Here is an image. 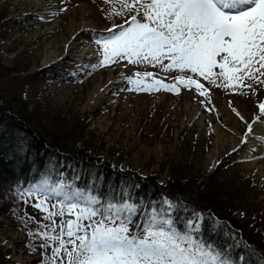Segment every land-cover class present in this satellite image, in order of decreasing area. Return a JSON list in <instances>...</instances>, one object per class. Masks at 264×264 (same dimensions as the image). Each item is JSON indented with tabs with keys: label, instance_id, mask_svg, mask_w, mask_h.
Returning <instances> with one entry per match:
<instances>
[{
	"label": "rangeland",
	"instance_id": "rangeland-1",
	"mask_svg": "<svg viewBox=\"0 0 264 264\" xmlns=\"http://www.w3.org/2000/svg\"><path fill=\"white\" fill-rule=\"evenodd\" d=\"M118 8V0L109 4L104 0H0V15H5L7 26L5 32H0V62L9 67L19 66L29 74L43 73L22 95L29 112L39 107V117L34 120L38 129L50 141L61 138V146L70 150H85L122 171L154 177L163 186L171 185L185 201L205 205L221 201L243 226L264 236V179L259 181L257 176L264 165V141L248 140L249 145L237 155L227 152L214 169H209L217 151L218 129L237 140L239 136H250L248 124L252 128L260 124L257 119L261 113L254 111L245 117L240 102L245 97L263 100L264 87L255 93L245 88L247 94L239 95L200 78L199 82L208 89L203 97L182 87L179 95L165 90L123 91L133 87L125 83L124 77L136 79V72L156 74L145 83L152 79L172 83L176 73L141 68L126 60L108 66L100 64L102 57L94 37L107 35L106 30L114 24L125 23L128 17L109 19V14ZM73 31L75 36L71 38ZM45 34L49 35L42 38ZM70 41L76 51L52 59L53 52L60 54L64 50L61 45ZM85 51L89 52L87 58L80 59ZM100 82L104 88L96 101L94 92ZM220 108L230 112L236 109L234 114L221 117L225 123L232 120L233 125L221 126ZM253 136L261 137L254 133ZM250 161L258 162L253 170L249 169ZM27 199L30 205L23 202L22 215L29 220H42L44 213L31 206L37 198ZM138 212L131 226L134 231L137 225L143 226L146 217ZM16 227L12 218L0 217V253L6 256L7 263L16 264L14 261L21 257L27 264H47L50 249H42L41 239L25 235ZM31 231H38V226H32Z\"/></svg>",
	"mask_w": 264,
	"mask_h": 264
},
{
	"label": "snow or ice",
	"instance_id": "snow-or-ice-1",
	"mask_svg": "<svg viewBox=\"0 0 264 264\" xmlns=\"http://www.w3.org/2000/svg\"><path fill=\"white\" fill-rule=\"evenodd\" d=\"M118 3L109 19H128L107 29V35L94 37L100 48V64L126 60L141 68L176 73L172 83L161 79L145 83L156 74L136 72V79L124 77L133 87L123 91L165 90L179 95L182 87L203 97L208 89L200 78L239 95L247 94L245 88L255 93L264 87V0ZM258 107L264 112V103ZM248 132H252L251 124ZM18 195L24 203H30L25 197L37 198L31 206L44 213L40 221L30 217L38 231H29V236L41 239L42 249H50L47 264H244L243 257L234 259L199 238L202 214L195 213V218L186 222V231L178 230L171 218L175 205L167 199L163 201L165 208L153 209L143 226L137 225V231H132L138 209L123 198L119 202L115 198L102 200L47 178L18 191Z\"/></svg>",
	"mask_w": 264,
	"mask_h": 264
},
{
	"label": "trees",
	"instance_id": "trees-1",
	"mask_svg": "<svg viewBox=\"0 0 264 264\" xmlns=\"http://www.w3.org/2000/svg\"><path fill=\"white\" fill-rule=\"evenodd\" d=\"M6 27V17L2 14L0 32H5ZM42 74L39 71L29 74L19 66L9 67L0 62L1 218H12L16 222V229L29 235L35 223L32 224L22 215L20 206L23 200L18 191L45 178L53 184L66 181L73 189L91 192L102 200L115 198L119 202L123 198L135 204L139 215L144 217L153 209L160 211L165 208L163 201L167 199L175 205L171 218L178 230L186 231V222L194 219L195 213H200L202 223L197 234L199 238L224 250L234 259L243 257L244 264H264V236L243 226L226 211L221 201H213L210 205L185 201L180 191L171 185H160L154 177H143L129 170L121 171L85 150H70L66 145L61 146V138L56 142L50 141L34 122L39 117V107L29 112L22 97L23 92L29 90L33 81ZM131 228L134 231L135 228ZM0 264H8L2 253Z\"/></svg>",
	"mask_w": 264,
	"mask_h": 264
},
{
	"label": "bare ground",
	"instance_id": "bare-ground-1",
	"mask_svg": "<svg viewBox=\"0 0 264 264\" xmlns=\"http://www.w3.org/2000/svg\"><path fill=\"white\" fill-rule=\"evenodd\" d=\"M86 25V24H85ZM80 29V28H79ZM49 34H45V35H43L42 36V38L43 37H47ZM73 36H75V31H73L72 32V34H71V38L73 37ZM70 38V39H71ZM83 44H85V42L83 43ZM72 45V49H71V46ZM62 46V48L64 49V50H62V52H60V54L57 52V51H55V52H53V56H52V59H56V58H60V56H62V54L63 55H68V54H73L75 51H76V49H75V45H73L72 44V42L70 41V44H68V45H61ZM60 46V47H61ZM55 47H56V45H55ZM60 47H58V50L60 49ZM57 50V49H56ZM89 52L88 51H85V52H82L81 54H80V59H86L87 57H86V55L88 54ZM70 56V55H69ZM100 79H102V77L100 78ZM101 81V80H100ZM113 81H111L110 83H108V85L107 86H109L111 83H112ZM112 85H114V84H112ZM106 86V87H107ZM102 88H104V86H103V82H100V84L99 85H97L96 86V89H95V92H94V96H95V100L96 101H99V97H100V95H101V91H102ZM264 91V88L262 89V92ZM250 92V91H249ZM248 92V93H249ZM261 92V93H262ZM260 93V94H261ZM254 96V95H253ZM241 98V97H240ZM244 100V102H240L241 104H242V107H243V111H245V113H244V116L245 117H249V115H251L254 111H259L258 113H261V114H264V112H261V110L259 109V104L260 103H263V101H264V99L262 100V99H260L259 97L258 98H256L255 100L253 99V98H251V100H249V99H247L246 97H245V99H243ZM234 105V104H233ZM202 109V108H201ZM221 109V114L223 113V115H220L219 116V121H220V124H221V126L222 127H228L230 124L231 125H233L234 123H233V121L232 120H230L229 122L230 123H225V122H223V120H222V118H223V116H229V115H231V113H233L234 114V111L232 110L231 112L230 111H226L225 109H223V108H220ZM217 110V109H216ZM206 111V110H205ZM215 111V110H214ZM219 112V111H218ZM260 114V116H258V119H257V121H259L260 122V124H258V125H256V126H254L253 128H252V132L251 133H249L250 134V136L249 137H245V136H243V137H241V136H239L240 138L239 139H237L238 138V136L236 137V139L237 140H235L234 138H231L229 135H228V133L227 132H225V131H223L222 129H218V131H217V133H216V137H217V140L218 141H216L217 142V144H216V148H217V151H216V153L212 156V158H211V162H210V167H209V169L210 170H212V169H214L215 168V166H216V163L217 162H219V160L222 158V157H224L225 156V153H227V152H229V153H233L234 155H237L242 149H244V148H246V146L247 145H249V143L247 142L248 140H250V141H253V139H257L258 141H264V115H261ZM222 117V118H221ZM206 118H208L209 119V117L206 115ZM236 118H237V116H236ZM233 119V118H232ZM240 119V118H239ZM255 119V118H254ZM255 123V122H254ZM237 124V122L235 121V125ZM233 127V126H232ZM237 129V128H236ZM230 131V130H229ZM237 131V130H236ZM240 132V131H239ZM253 133L254 134H257V135H260L261 137H258V138H255V136H253ZM230 134V133H229ZM246 141V142H245ZM252 143H255V142H252ZM251 143V144H252ZM262 147H263V145H262ZM257 150V148H254L253 149V152H255ZM264 153V152H263ZM251 155H253L254 156V153H251ZM263 156V155H262ZM248 159V158H247ZM249 164V169H251V170H253L255 167H256V165L258 164V162H256V161H250V162H248ZM263 163V162H262ZM261 166V165H260ZM259 167V166H258ZM256 174V173H255ZM257 176H258V180L259 181H261V180H263L264 179V165L263 166H261V168H260V170H259V172L257 173ZM14 262H16V264H27V262H25V260L23 259V258H21V257H19V258H17L16 259V261H14Z\"/></svg>",
	"mask_w": 264,
	"mask_h": 264
}]
</instances>
